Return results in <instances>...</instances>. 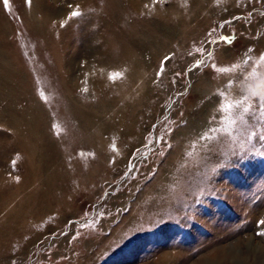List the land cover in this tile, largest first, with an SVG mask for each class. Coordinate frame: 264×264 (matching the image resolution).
Here are the masks:
<instances>
[{"label": "rangeland", "instance_id": "obj_1", "mask_svg": "<svg viewBox=\"0 0 264 264\" xmlns=\"http://www.w3.org/2000/svg\"><path fill=\"white\" fill-rule=\"evenodd\" d=\"M257 83L264 0H0V264H264Z\"/></svg>", "mask_w": 264, "mask_h": 264}, {"label": "clouds", "instance_id": "obj_2", "mask_svg": "<svg viewBox=\"0 0 264 264\" xmlns=\"http://www.w3.org/2000/svg\"><path fill=\"white\" fill-rule=\"evenodd\" d=\"M248 91L254 96L264 97V83H257L254 86H250Z\"/></svg>", "mask_w": 264, "mask_h": 264}, {"label": "snow or ice", "instance_id": "obj_3", "mask_svg": "<svg viewBox=\"0 0 264 264\" xmlns=\"http://www.w3.org/2000/svg\"><path fill=\"white\" fill-rule=\"evenodd\" d=\"M8 0H5V3L7 4ZM76 15V14H74ZM197 51H200L199 49H197ZM170 58L169 57H165V60H169ZM225 69H220V71H224Z\"/></svg>", "mask_w": 264, "mask_h": 264}]
</instances>
